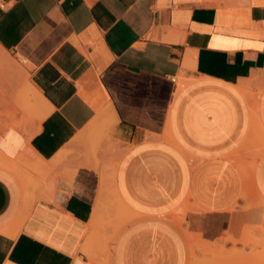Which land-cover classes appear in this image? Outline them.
<instances>
[{"label":"crops","instance_id":"obj_1","mask_svg":"<svg viewBox=\"0 0 264 264\" xmlns=\"http://www.w3.org/2000/svg\"><path fill=\"white\" fill-rule=\"evenodd\" d=\"M0 47L48 113L30 138L0 111V160L68 151L28 192L0 164V264H193L190 236L264 219V154L251 180L236 162L259 143L241 86L262 91L264 126V0H0ZM105 175L132 214L117 229ZM253 185L263 205L243 210Z\"/></svg>","mask_w":264,"mask_h":264},{"label":"rangeland","instance_id":"obj_2","mask_svg":"<svg viewBox=\"0 0 264 264\" xmlns=\"http://www.w3.org/2000/svg\"><path fill=\"white\" fill-rule=\"evenodd\" d=\"M11 58H12V56H11ZM12 59L14 60V58H12ZM4 80H6L5 83H2L1 81H4ZM14 80L15 79H13V77H11L10 74H8V73L7 74L0 73V111H5V112L8 111L7 115H12V117L14 116V118L11 119L10 122L13 123L14 125L18 126L20 129H22V127L24 126L26 128L25 129V131L27 133L26 135H28V137H30V136L32 137L34 132H35L34 131L33 134H32L33 129H36V131H37L39 126H40V124H41V120L38 119V117L39 116H41V117L45 116V118H46L48 113H47V111H45L46 107H45V104L43 103V101L37 102L35 104L37 106L36 108H34V107L29 108L27 102L23 98V93L25 92L27 87L19 86L18 83L15 86V81ZM178 80H179V78H178ZM17 85H18V87H17ZM257 94H256V96H257ZM36 109H38V110H36ZM20 113L22 115L25 114V118H22V119L16 118L17 115H19ZM109 126H111L109 124V122L105 121L104 124L100 127V129L94 134L92 141L95 142V143H99V142L104 141L105 139H108V140L111 139L112 136L107 134V132H106V130L109 128ZM255 142H259V143H256V144L255 143H250V144L244 145L243 149H241L239 151V153L243 155L242 158L244 160L253 157L252 154L254 155L262 147V145H264V141H263V139L260 136L259 137L257 136ZM262 142H263V144H262ZM245 144H246V140H245ZM67 152L68 151H62L51 162H46L41 157H39L30 147H28L26 149L25 153L20 156L19 160L13 161L16 164L13 167L15 169H17L18 171H20L22 174H25L27 176V178H28L29 175L31 177H34V175H35V177H38L41 174V173L40 174H38V173L42 169V168H40V166L41 167L44 166L46 168L52 167L50 169L54 170L55 167H57L58 165H60L64 161V159H65L64 155ZM5 162H8L9 164H12V161H5ZM246 162H248V161H246ZM244 200L246 202V206H244L243 210H247V208H251V207H254V206L261 205V204L263 205L262 201L260 200V198L258 197V195L256 193L254 185L252 186V190H251L250 194ZM119 212H120L121 216H125V214L122 213L121 209H119ZM180 217L182 218L181 219V226H182L184 223H186V219H184L185 217L182 216V215H180ZM115 221H116V223L119 221L118 216L115 218ZM112 226H113V224L112 225L108 224L106 222L105 218H104V219L100 220L98 222V224H97V227H95L93 229L94 238H93L92 251H93V253H95V255L97 253H100V256L103 255V257L105 259L107 258V255L105 254V252H103V250L106 249L107 242L110 243L109 246L111 248V245H112V242H113L112 237L114 238V235H115L114 232H110L109 229H108V228H110ZM259 226H262L260 228H257V231L260 233L264 229V219L262 220L261 223L256 224V225L246 224L243 227V229L238 232V234H236L235 231L229 229V230H227L225 232V234L221 238H219V239H217L215 241L219 242V241L225 240L227 238V236L232 237L233 239L237 240V243L228 242V244H227V248L228 249H232L233 247H236L237 249H244V251L247 254L252 252L253 250L257 251L259 254L262 252L261 255H260V259L264 260V248L263 247H257V250H256V246L259 245V243L262 240H264V236L258 237L255 242L253 241L252 242L253 243L252 246H244L241 243V241L243 239V236L245 234V231L249 227L251 228V227H259ZM99 228H101V229L99 230ZM198 235H195L197 240H198V238L202 239L203 241L205 240L203 238L202 234H198ZM205 241L210 242L208 240H205ZM215 241H211V243L212 242L215 243ZM196 255L198 256V257L196 256V260H197L196 264H209L211 256L209 257L207 254H204L201 251H197ZM256 259L249 260V261H246V262L243 261V260H240V261L238 260L236 262L233 261L230 264H256V262L258 260V259L257 260Z\"/></svg>","mask_w":264,"mask_h":264},{"label":"bare ground","instance_id":"obj_3","mask_svg":"<svg viewBox=\"0 0 264 264\" xmlns=\"http://www.w3.org/2000/svg\"><path fill=\"white\" fill-rule=\"evenodd\" d=\"M0 73H5V74L8 73V74H10L11 77H13V79H15L17 81L24 74V70L1 47H0ZM23 78L24 77H22V80H23ZM25 87H27V88H26L25 92L23 93V98L27 102L29 108H31V107L36 108L37 106L35 104L37 102H40V101H43L45 103V100L40 95V93L37 91V89L35 87H33V85H31L29 83ZM241 90L249 98V100L251 102V107H252V112H253V125H252L251 137H254V140H256L257 136L258 137L260 136L263 139V141H264V126H263V124L261 123V121L259 119V113H258V99L259 98H258V96H256L257 93L260 95L262 91L261 90L257 91V93L255 91L253 92L246 85L245 86H241ZM36 110H38V109H36ZM38 119H40L42 121V120L45 119V116H42V117L39 116ZM263 154H264V145H262V147L253 155V160L249 164V166H247L245 164V162H243L241 160L240 161L236 160V162L239 164V168H240L241 172L243 173L245 179L251 180V178L253 176V171H254V168H255V164H256L258 159ZM0 164H2V165L5 164L7 166L13 167L8 162L1 161V160H0ZM40 168H42L40 170V172L38 173V174L41 173L40 177L43 176V175L46 176L48 173L51 172V169H47L44 166L43 167L40 166ZM45 168H46V170H45ZM106 169H108V168H106ZM115 169L117 171V167ZM5 170H7V169H5ZM116 171H115V174H116ZM19 175L22 178V183L24 185L25 190H27V192H28L29 188H31V186L34 185V183L36 181V178H32V180H30L29 178H27V176L25 174H20L19 173ZM114 180H115V175H114ZM37 183H35V184H37ZM103 185H104L106 190L108 189L109 193H114L115 194L116 202H115V206L114 207L117 208L118 210L121 209L122 213L125 214V216H121L120 213L116 215V217L118 216V218H119V221L116 223V226H115L116 229H117L126 219L130 218L132 214L130 213L129 208L126 206L124 201L119 196L116 187H114V189L112 188V184H111V182L109 181V179H108V177L106 175H105V179L103 181ZM37 187H39V183H38ZM190 210L192 211V209H190ZM195 210H193V211L195 212ZM98 214H99V211L97 209L96 213H95V220H96ZM176 218L181 223V219L182 218L180 216H176ZM92 226H94L93 223H92ZM260 227H262V226L251 227V228L247 227L248 229L245 231L243 239L241 238L242 239L241 243L244 246H252L253 245V243H252L253 241L255 242L258 237L264 236V229L260 233L257 231V228H260ZM189 235H190V233H189ZM190 237H191L192 244H193V249H194V263L193 264L197 263V260H196V256H197L196 252L197 251H201L204 254H207L209 257L211 256L209 264H230L233 261L236 262L238 260L239 261L243 260V261L246 262V261L253 260V259H256V258L258 259V260L256 259L257 260L256 264H264V260L260 259V255H261L262 252L259 254L257 251L253 250L252 252L247 254L244 251V249H237L236 247H233L232 249H228L227 248L228 242L237 243V240L233 239L232 237L227 236V238L225 237L226 239L224 238L225 240H222V241L218 240L219 242L215 241V243L214 242H212V243L211 242H207L205 240L203 241L202 239H200L198 237H197L198 240L196 239V237H192V236H190ZM106 246L108 247V245H106ZM257 247H263L264 248V240H262L259 243V245L256 246V250H257ZM166 260H167V258H166Z\"/></svg>","mask_w":264,"mask_h":264}]
</instances>
